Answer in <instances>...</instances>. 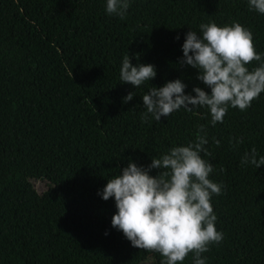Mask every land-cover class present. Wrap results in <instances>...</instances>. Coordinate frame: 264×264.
I'll use <instances>...</instances> for the list:
<instances>
[{"label":"trees","instance_id":"obj_1","mask_svg":"<svg viewBox=\"0 0 264 264\" xmlns=\"http://www.w3.org/2000/svg\"><path fill=\"white\" fill-rule=\"evenodd\" d=\"M106 4L0 0V264H141L147 256L164 264L112 226L115 199L101 193L130 161L147 168L195 141L200 125L209 179L223 185L211 204L224 237L201 256L205 264H264V165L241 163L252 148L264 156V92L245 111L229 106L214 126L206 107L141 122L152 86L181 79L185 94L211 92L198 69L179 63L188 31L238 22L264 61V14L249 0H130L120 19ZM126 55L153 64L156 77L138 88L121 83ZM178 264H194V254Z\"/></svg>","mask_w":264,"mask_h":264},{"label":"clouds","instance_id":"obj_2","mask_svg":"<svg viewBox=\"0 0 264 264\" xmlns=\"http://www.w3.org/2000/svg\"><path fill=\"white\" fill-rule=\"evenodd\" d=\"M130 0H107L106 12L125 19ZM249 7L264 14V0H249ZM200 34L188 31L182 45L181 65L198 69L197 78L211 89H192L195 95L185 94L186 84L181 79L167 81L163 86H152L142 96L146 112L141 122L156 121L184 108L192 111L206 107L211 114V124L223 123L229 106L247 110L254 99L264 92V61L255 50L253 34L240 23L218 26L215 22L202 23ZM179 39V36H177ZM138 59V56H137ZM252 61H261L251 71L246 67ZM157 75L153 64L133 65L129 55L124 56L120 68L121 83L138 88ZM134 92L122 98L132 100ZM204 126H199L195 141L187 146H174L160 158H152L147 168L129 162L122 174L112 176L101 193L104 200L115 199L117 212L111 224L131 242L133 247L159 252L166 258L164 264H178L189 253L194 254V264H205L201 254L211 244L223 240L217 231V216L211 198L220 195L223 185L209 179L213 164L202 158L211 153ZM216 145L220 144L215 140ZM242 138L237 143H242ZM252 148L245 152L242 164L256 169L264 165V156L257 159ZM151 169H160L155 176ZM107 234V233H106Z\"/></svg>","mask_w":264,"mask_h":264},{"label":"rangeland","instance_id":"obj_3","mask_svg":"<svg viewBox=\"0 0 264 264\" xmlns=\"http://www.w3.org/2000/svg\"><path fill=\"white\" fill-rule=\"evenodd\" d=\"M39 184H41V183H39ZM141 264H153L151 257L147 256L146 259Z\"/></svg>","mask_w":264,"mask_h":264}]
</instances>
